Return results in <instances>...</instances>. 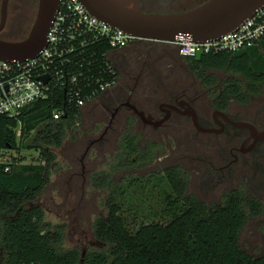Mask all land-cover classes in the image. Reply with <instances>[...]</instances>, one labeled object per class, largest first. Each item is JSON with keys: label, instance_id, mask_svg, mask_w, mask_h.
Listing matches in <instances>:
<instances>
[{"label": "trees", "instance_id": "obj_1", "mask_svg": "<svg viewBox=\"0 0 264 264\" xmlns=\"http://www.w3.org/2000/svg\"><path fill=\"white\" fill-rule=\"evenodd\" d=\"M106 48L94 47L98 65ZM263 48L264 38L239 52H210L198 61L185 59L198 77L206 76L208 70L239 77L232 86L226 82L223 91L247 100V93L257 95L264 88ZM59 92L22 108L16 116L0 115V154L21 151L26 137L24 147L46 162L15 170L21 158L8 163L0 159V264H264V253L252 256L239 242L248 220L244 197L238 192L227 194L208 208L187 195V176L179 165L162 171L170 188L163 198L169 206L163 212L169 209L171 216L166 223L142 225L131 233L119 215L117 192L113 191L105 203L107 214L94 220L93 236L100 245L84 256L78 248L62 249L65 224L47 223L44 210L34 201L48 181L55 150L81 126L84 106L78 107L76 99H84L86 105L100 95H73L69 102L68 95ZM54 110L63 111L60 119H53ZM120 145V156L136 154L142 160L152 152L148 151L150 145L146 150L139 148L131 132L124 134ZM6 165L10 166L8 171Z\"/></svg>", "mask_w": 264, "mask_h": 264}, {"label": "flooded vegetation", "instance_id": "obj_2", "mask_svg": "<svg viewBox=\"0 0 264 264\" xmlns=\"http://www.w3.org/2000/svg\"><path fill=\"white\" fill-rule=\"evenodd\" d=\"M204 1L142 0L140 9L146 12H180ZM2 3L0 0V19ZM184 4H188L186 8ZM29 5L36 16L38 0H8L6 23L23 7L28 10ZM4 29L0 38H3ZM164 44L167 43L135 39L126 47L113 51L118 79L114 87L98 96L103 98L101 114L112 108V116L115 113L119 120L124 119L125 131L119 141L120 150L126 132H131L138 140L134 127L137 123L140 130L151 133L166 134L178 130L187 134L188 139L185 140L196 153L188 162L203 168L200 182L194 186L197 193L189 192L188 172L182 168L187 175V195L196 197L210 208L219 204L227 194L240 193L247 202L248 215L239 235L240 245L249 254L253 253L249 252L250 249H260L262 254L264 88L257 95L247 93L248 99L240 100L235 94L223 91L226 82L232 86L233 80L239 77L232 74L226 77L227 73L221 72L223 77L216 70H208L206 76L198 77L177 48L168 52L163 50ZM111 122L106 128L111 127ZM203 147L209 149L210 154L199 152ZM219 190L221 193L218 195ZM243 238L252 244L249 250ZM256 244L263 246L253 249Z\"/></svg>", "mask_w": 264, "mask_h": 264}, {"label": "rangeland", "instance_id": "obj_3", "mask_svg": "<svg viewBox=\"0 0 264 264\" xmlns=\"http://www.w3.org/2000/svg\"><path fill=\"white\" fill-rule=\"evenodd\" d=\"M184 5L186 8L188 4ZM27 9L23 7L8 19L2 39L18 41L26 37L35 19L30 5ZM162 48L168 52L176 51V47L168 43ZM218 75L225 77L221 72ZM228 75L231 74L227 73L226 77ZM102 99L96 97L84 105L80 128L69 134L55 150L56 160L49 168L48 181L34 201L44 210L47 223L53 226L65 224L62 249L78 248L83 256L90 248L100 245L93 236L94 220L107 214L105 203L113 191L117 192L119 215L129 231L135 233L142 225L166 223L171 219L169 209L167 213L163 212L164 208H169L163 198L170 192L162 173L165 167L179 165L186 169L190 193L198 192L195 187L203 169L188 162L196 153L192 152L193 147L185 140L188 137L183 131L151 133L140 130L137 122L134 126L139 136L137 145L144 150L150 145L148 151L152 152L142 160L136 154L120 156L119 141L125 131L124 119L119 120L115 113L112 116V108L101 114L104 110ZM109 121H112L111 127L106 128ZM27 140L26 137L22 139L21 151L1 152L0 159L5 162L21 158L15 170L37 165L36 152L23 145ZM199 152L210 154V150L204 147ZM217 193L219 195L221 191ZM243 240L249 250L252 244ZM260 246L263 245L256 244L253 249ZM249 252L257 257L262 251L250 249Z\"/></svg>", "mask_w": 264, "mask_h": 264}, {"label": "built area", "instance_id": "obj_4", "mask_svg": "<svg viewBox=\"0 0 264 264\" xmlns=\"http://www.w3.org/2000/svg\"><path fill=\"white\" fill-rule=\"evenodd\" d=\"M262 38L264 7L236 30L216 40L194 42L179 36L168 44L174 45L180 56L195 58L199 49L203 50V55L239 52L256 45ZM135 39L90 14L80 0H61L46 34V44L36 57L23 61L0 60V115L16 116L22 108L46 100L56 91L68 95L69 102L73 101V95H101L117 83L113 51ZM102 45L107 50L101 53L103 60L98 65L94 47ZM76 105L82 108L84 99L77 98ZM62 114V110H54L53 119H60ZM36 164L46 162L37 155ZM4 169L8 171L10 166Z\"/></svg>", "mask_w": 264, "mask_h": 264}, {"label": "water", "instance_id": "obj_5", "mask_svg": "<svg viewBox=\"0 0 264 264\" xmlns=\"http://www.w3.org/2000/svg\"><path fill=\"white\" fill-rule=\"evenodd\" d=\"M61 0H38L33 24L25 38L8 41L0 38V60L23 61L36 57L46 44V34ZM90 14L137 38L172 42L186 36L194 42H209L236 30L264 7V0H206L180 12H146L142 0H80ZM7 3L3 0L0 33L7 20ZM203 50H197L200 60ZM45 81L48 77H43Z\"/></svg>", "mask_w": 264, "mask_h": 264}]
</instances>
